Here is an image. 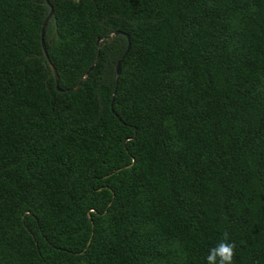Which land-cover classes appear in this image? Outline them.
<instances>
[{
	"label": "trees",
	"instance_id": "obj_1",
	"mask_svg": "<svg viewBox=\"0 0 264 264\" xmlns=\"http://www.w3.org/2000/svg\"><path fill=\"white\" fill-rule=\"evenodd\" d=\"M48 1L61 90L0 0V264H264V0Z\"/></svg>",
	"mask_w": 264,
	"mask_h": 264
},
{
	"label": "water",
	"instance_id": "obj_2",
	"mask_svg": "<svg viewBox=\"0 0 264 264\" xmlns=\"http://www.w3.org/2000/svg\"><path fill=\"white\" fill-rule=\"evenodd\" d=\"M45 2L48 4V11H47L45 17L43 18L42 23H41V26H40V33H39L40 44H41L42 51H43V53H44V55H45L46 61H47L48 65L50 66V69H51V71H52V74H53V77H54L55 87H56L58 90H61V89H63V88H61V87L58 86V83H57V81H58V76H57V73H56V69H55L54 65L51 63V61H50V59H49V57H48V54H47V51H46V48H45V45H44V40H43V32H44V28H45V26H46L47 20H48V18L50 17V15H51V11H52V6H51V4L49 3V1H48V0H45ZM116 32H120V30H114V31H112L110 34H108L106 37H107V38H110V37H112ZM126 36H127V35H126ZM128 46H129V42L127 41V44H126L125 49L123 50L121 56H119V57L117 58L116 62H115V75H117V73H118V71H119V62H120V60H121V58H122V55L127 51ZM86 72H87V70L85 71V73H86ZM81 78H82V77H81ZM81 78H80V79H81ZM78 83H79V81H78L74 86H72V87H70V88L72 89V88L76 87ZM121 167H122V166H120V167H118V168H121ZM118 168H116V169H118Z\"/></svg>",
	"mask_w": 264,
	"mask_h": 264
}]
</instances>
